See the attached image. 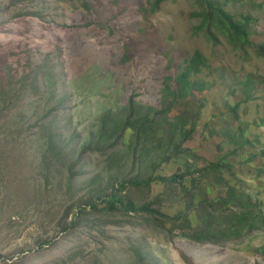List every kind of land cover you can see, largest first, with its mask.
I'll use <instances>...</instances> for the list:
<instances>
[{
  "label": "rangeland",
  "instance_id": "1",
  "mask_svg": "<svg viewBox=\"0 0 264 264\" xmlns=\"http://www.w3.org/2000/svg\"><path fill=\"white\" fill-rule=\"evenodd\" d=\"M213 5L251 18L248 45L234 46L214 25L205 31ZM262 43L264 0H0V264H146L136 251L149 264H264V227L198 244L150 214H106L65 232L58 226L70 204L108 188L111 177L171 174L185 164L191 171L231 164L234 177L227 168L225 181L249 194L264 217ZM195 52L206 66L190 74L196 87L174 99L163 92L165 79L175 90ZM132 97L134 116L168 109L159 131L143 143L126 130L105 156L79 155L105 114L112 126L123 122ZM178 117L196 129L181 140L178 159L152 170L168 141L166 120ZM51 135L61 150L53 160L46 155ZM181 190L169 197L154 182L149 190L129 185L124 192L137 203L160 196L163 214L190 212L197 225L195 204ZM226 192L221 186L210 195L218 200ZM45 238L49 243L40 246Z\"/></svg>",
  "mask_w": 264,
  "mask_h": 264
},
{
  "label": "trees",
  "instance_id": "2",
  "mask_svg": "<svg viewBox=\"0 0 264 264\" xmlns=\"http://www.w3.org/2000/svg\"><path fill=\"white\" fill-rule=\"evenodd\" d=\"M163 1L164 0H156V4L158 5ZM29 14L38 17V14L34 12H29ZM40 17L41 16H39V18ZM205 17L206 19L202 25L203 28H207L205 30L206 32H212L211 27L214 25L220 33H223L229 41L234 44V46L243 47L249 44L246 39L249 35L250 17L241 16L240 18H234L232 14H229L224 9L215 5H213L212 12H210L209 15H205ZM257 47L258 54L262 55L264 58V43L258 44ZM206 61L207 60L204 59L200 52H195L184 71L176 77L175 81L177 87L175 90H170L172 79L167 77L165 79L163 92L168 93L169 96L174 99L188 95L192 88L196 87V84L189 78L190 74L199 71L201 66L205 67ZM134 105H136V103L132 97L129 100V114L123 122L115 126L111 125L115 123V121H110V115L105 114L100 120V127L95 133L90 134L87 140L82 143L79 155L89 152L105 156V151L114 148L126 130L131 131L136 141L142 139L143 143L149 138L148 136L150 133L159 131L156 124L158 118L160 119V116L165 115L168 109L160 111L148 109L144 116H134ZM148 111H151V113L149 114ZM184 120L185 117H178L170 121L166 120L169 127L168 141L164 149L162 148L159 150L164 151L163 155L160 153L156 155L154 163L151 165L152 170H155L157 167H160L162 163L168 162L171 159H178L179 155L184 153L185 150L181 147V140L190 136L196 129L195 123L193 122L188 130L187 121L185 122ZM41 128H45V125H42ZM53 139L54 135L48 138L46 149V155L51 160L57 159L61 154V150L56 146ZM244 143H246V141H242V144ZM159 147L160 144L158 148ZM235 153L236 151L234 154ZM234 154L232 155L234 156ZM114 157L115 155L112 153L108 156V159H113ZM227 159L228 157L225 161ZM182 168L179 167L176 172L171 174H155L152 172L147 176L131 174L128 178L122 179L121 176L111 177L109 179L110 184L108 188H98L77 203L70 204L58 221V226H60L59 229L65 232L79 225L85 226L88 223H95L106 214L120 213L125 216L129 215L128 217L139 214H150L152 219L157 222L160 221L162 225L163 220L166 218L170 220L172 229L169 231L171 234L176 230L182 232L188 231L191 235L189 233H183V236L193 242L198 244H219L222 241L241 239L244 234L242 230L248 233L264 227V217L259 211L254 210L256 209L257 203L251 199L252 197L242 190H239L238 187L225 181L223 176V174H225L224 170L227 168V170L233 169L234 167L231 164L227 166L217 164L204 167L203 169H196L195 171H191V168L187 164L184 165V170ZM70 169L71 166L69 167L70 173H68L66 182L67 190H71L72 184L71 177L73 174ZM138 173H141V171L139 170ZM230 174L233 178V171L230 170ZM212 175L213 177H211ZM205 178H209L208 183L203 181ZM154 182L163 183L167 190L165 193L169 194V197L175 194L174 191L176 187H181L182 196L189 197L191 202L195 204L194 209L198 213L199 224H193L189 216L190 212L185 214L180 213L174 217L163 214L161 212V206L163 205L164 199L160 196L151 201L137 203L128 193L124 192L129 185L145 187L149 190ZM189 184L191 185V189L188 187ZM221 186L226 187V196L218 200H213L210 194L213 193V190ZM198 196H200V199L196 202L195 198ZM68 211L72 212L73 219L66 222L65 216ZM218 225H222L224 229H219L217 231L216 228L219 227ZM46 243H49V241L45 238L38 244L43 246V244ZM136 254L140 255L139 261L141 263L149 264L139 251H136Z\"/></svg>",
  "mask_w": 264,
  "mask_h": 264
}]
</instances>
